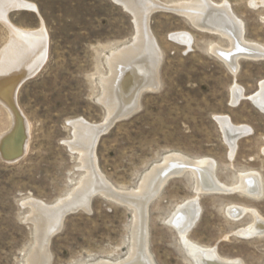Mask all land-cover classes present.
Here are the masks:
<instances>
[{"label":"rangeland","instance_id":"rangeland-1","mask_svg":"<svg viewBox=\"0 0 264 264\" xmlns=\"http://www.w3.org/2000/svg\"><path fill=\"white\" fill-rule=\"evenodd\" d=\"M22 1L32 9L9 12V24L44 30L47 56L15 95L24 125V153L14 162L0 156V264H29L38 238L33 204L59 207L91 174L109 189L92 188L87 209L65 212L49 239V264L126 261L141 225L139 214L126 201L138 204L136 193L145 175L169 154L192 162L209 160L215 179L228 188L249 172L261 177L264 188V113L249 98L264 81V58L241 57L234 72L210 49L217 45L230 50L229 40L158 7L187 6L195 0H131L129 5L123 0ZM209 2L226 3L243 22L245 41L264 48V0ZM180 33L190 34V47L173 38ZM141 35H150L161 60L156 87L137 90L136 111L100 136L87 164L86 155L71 148L75 141L71 123L81 119L104 125L112 117L104 103V83L114 78L112 55L135 46ZM10 40V29L0 21V62ZM235 84L245 94L237 105L232 103ZM220 116L251 128L238 139L233 158L216 119ZM12 118L0 102V137L13 129ZM180 175L171 176L147 206V248L154 263L194 264L169 219L178 206L198 199L201 215L190 240L216 248L220 257L240 264H264V234L250 238L239 234L254 224V217L249 211L239 220L227 214L231 206L247 208L264 220V189L259 199L238 192H198L190 169Z\"/></svg>","mask_w":264,"mask_h":264},{"label":"bare ground","instance_id":"bare-ground-1","mask_svg":"<svg viewBox=\"0 0 264 264\" xmlns=\"http://www.w3.org/2000/svg\"><path fill=\"white\" fill-rule=\"evenodd\" d=\"M123 1H125L127 5L132 4L131 0ZM141 4V8L144 7L143 1ZM252 5L254 7L258 6L257 3H253ZM172 6L167 5L166 7H163L160 5L158 7L161 9L163 8L176 11L182 14V16H186L198 28L211 33L219 34L229 40L232 45V49L230 50H224L217 45L210 46V49L213 54H215L216 57H220L232 71H237V62L241 57H247L255 60L264 58L263 47L245 41L243 28L244 24L239 18H237L226 3L224 5H215L212 2H209V0H195L192 4H187V6ZM27 8L32 9V5L28 4L26 1L0 0V21L11 31L10 43L4 49L0 62V102L7 109H9L10 114L13 117V129L9 132V134H5L0 137V153L4 157H13L26 148L24 145L25 137L23 134L24 125L19 115L20 113L18 114L17 111L18 107L16 105L15 95H17L16 92L18 91L17 89L20 84L28 77H31L38 72L47 56L48 37L44 30H22L9 24V12ZM140 11L143 12L142 10ZM145 15L146 16L144 17L147 21L149 14ZM149 36L150 35H141L138 42H135V46L131 47V45L128 48L112 55L111 65L114 69V78L104 83V103L109 107L111 116L124 110L128 111L136 109L138 97H136L135 93L137 90H140V93L144 91V89L152 90L156 87L155 78L157 76L160 59L158 51L155 48V44ZM173 38L188 45L189 47L192 44V39L188 33H180L174 35ZM123 74L124 77L121 79L120 76ZM120 97H126L127 100H125V102L121 101ZM243 98H245L244 89L235 84L232 88L233 105H237ZM249 98L264 113V81L260 83L259 91ZM216 119L225 135L224 137L228 146H230L233 158L238 139L251 133V128L245 125H233L230 122V118L226 116L216 117ZM71 125L75 131V141L71 144V148L81 150V152L86 155L88 164L89 154H93L96 149L95 147L101 136L103 124L93 125L80 119L73 121ZM211 166L212 165L209 160H195V162H192L180 154L173 153L167 155L164 158L162 165L154 166L152 170L145 175L142 186L140 187L139 192L136 193L140 198L138 204L136 205L132 201V203L130 201H126L129 206L136 210L141 218L138 240L133 246L135 249H133L132 254L126 261L121 263H112L101 260L95 264H155L151 257L152 255H149L147 248L148 233L145 224L147 206L149 202L157 196L159 191L171 176L182 175L187 169H190L198 180V192H238L249 198H261L264 188L262 179L257 173L249 172L241 175L240 180L238 181L239 183L231 188H228L225 185H222V182L219 183L217 181L218 179H215L216 177L213 175ZM91 175V178L88 179L75 194L69 197V200L62 202L59 207L50 208L39 203L33 204L32 220L37 225L38 238L37 247L29 259V264H49V259L51 258L48 254L49 239L61 225L62 217L65 212L76 208L87 209L89 204L88 198L95 192L92 188H94V190L95 188L109 189L106 188L103 181L98 178V175ZM115 195L118 196L117 193H115ZM248 211L254 217V224H252V226L248 229L240 231L239 234L249 238L255 234L262 236V234H264V220L255 210H247V208L242 209L231 206L228 208L227 214L234 220H239L241 216ZM200 215L201 207L198 203V199H193L178 206L175 213H173L172 217L169 219V224L177 231L181 243L193 263L240 264L236 260L220 257L216 248H206L190 240L188 235L200 219Z\"/></svg>","mask_w":264,"mask_h":264},{"label":"water","instance_id":"water-1","mask_svg":"<svg viewBox=\"0 0 264 264\" xmlns=\"http://www.w3.org/2000/svg\"><path fill=\"white\" fill-rule=\"evenodd\" d=\"M32 78L31 77H28L25 81H27L28 79ZM23 82V83H24ZM136 111V109H131V110H124L122 112H119L115 115H113L108 121L107 123H105L104 125H102V129H101V135L107 133L109 131V129L116 123V122H119L121 120H125V119H128L129 117H131L133 115V113ZM24 151L14 155L13 157H7V156H2L1 153H0V156L3 158V160L7 161V162H14L16 160H18L22 155H23ZM72 210V209H71ZM70 211V210H68Z\"/></svg>","mask_w":264,"mask_h":264}]
</instances>
